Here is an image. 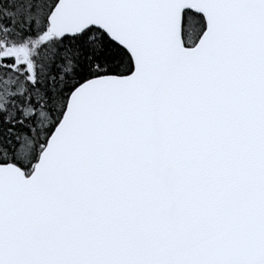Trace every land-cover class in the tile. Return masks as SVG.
<instances>
[{"label":"snow or ice","instance_id":"6c2138e0","mask_svg":"<svg viewBox=\"0 0 264 264\" xmlns=\"http://www.w3.org/2000/svg\"><path fill=\"white\" fill-rule=\"evenodd\" d=\"M0 264H264V0H0Z\"/></svg>","mask_w":264,"mask_h":264}]
</instances>
